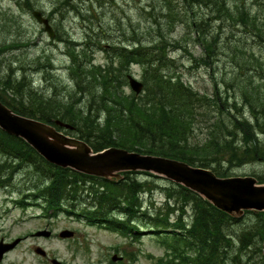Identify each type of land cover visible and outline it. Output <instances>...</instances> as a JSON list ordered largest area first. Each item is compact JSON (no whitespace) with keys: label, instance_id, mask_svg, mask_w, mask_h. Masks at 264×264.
Returning <instances> with one entry per match:
<instances>
[{"label":"trees","instance_id":"obj_1","mask_svg":"<svg viewBox=\"0 0 264 264\" xmlns=\"http://www.w3.org/2000/svg\"><path fill=\"white\" fill-rule=\"evenodd\" d=\"M174 1L163 0V5L166 2L167 7H172ZM182 1L185 14L198 5L210 14L215 12L214 17L219 20L235 19L225 0ZM157 8L153 5L150 11L143 10V13H163V7L160 11ZM237 11V22L242 23L245 33L255 44L264 45V19L260 20V15L253 14L248 8ZM180 21L188 24L198 41L206 40L204 21L196 17L189 19L186 15L185 20ZM216 40L204 44L199 62L212 64L217 56ZM76 45L79 44L71 41L68 46L72 59L69 70L74 96H80L77 100L83 103L82 108L73 102L46 101L34 89L28 92L27 106L23 100L13 104L1 94L11 87L8 81L0 82V101L22 116L50 124L60 120L71 125L72 130L61 127L58 130L87 142L95 152L116 147L169 157L210 169L219 177H229L227 168L249 162L264 165V63L252 53H244L247 50L243 45L231 52L243 53V64L250 66L245 68L249 78L244 95L251 118L241 113L242 107L236 100L228 102L225 92H221L216 83L212 97H209L183 81L177 73L175 60L168 56L169 47H181L179 42H167L164 48L157 43L152 47L139 43L132 50L116 48L115 53V47H112L111 61L106 64H95L92 55L94 43L78 52ZM247 55L251 59H246ZM114 57L118 61L115 62ZM131 64L141 68L143 96L124 93L123 86L128 84ZM258 72L261 74L257 75ZM256 78L260 80L258 84ZM238 80L236 77L232 84H237ZM232 84L231 81L226 83L228 86ZM212 109L219 114L215 116L210 133L202 144H191L195 119ZM0 157L3 158V162L0 161V188L13 183L18 170L30 166L35 177L28 180L46 184L45 192L41 194L47 208L67 214L71 207L78 209L82 215L107 223L111 230L123 235L132 234L141 220L147 221L158 230L157 233L162 229L170 230L169 238H164L161 244L167 245V251L177 264H241V256L246 255L252 261L251 254L259 256L258 262L252 264H264V212L253 213L255 222L243 227L239 233L231 234V228L242 224L241 219L252 213H246L243 218H232L183 186L170 183L161 186L157 180L162 178L150 173H125L121 180L116 181L59 168L46 162L24 140L1 129ZM136 175L147 178L139 180ZM257 179L264 183V176ZM157 191L165 195L163 204L156 207L150 203L144 208L145 196L152 198ZM150 207L152 213H149ZM174 216L176 218L172 221Z\"/></svg>","mask_w":264,"mask_h":264},{"label":"rangeland","instance_id":"obj_2","mask_svg":"<svg viewBox=\"0 0 264 264\" xmlns=\"http://www.w3.org/2000/svg\"><path fill=\"white\" fill-rule=\"evenodd\" d=\"M82 1L85 2L84 6L80 5ZM100 1H102L100 8L95 7L94 12H89L93 6H90L87 0H0V82L8 81L11 84V87L6 92L1 91V94L13 104L23 100L24 106H27L28 92L34 89L40 98L46 101L73 102L82 108L83 103L77 100L80 96H74V83L69 70L72 62L69 41L79 44L76 45L77 52L83 43L88 45L94 43L92 55L95 64L110 62L112 47H115L113 48L115 53L116 48L132 50L139 43L147 47L157 43L164 48L167 42H179L181 47L177 46L175 49L169 47L168 56L175 60L177 73L182 76L183 81L195 91L209 97H212L216 83L217 88L225 92L228 102L236 100L242 107L241 113L251 118L244 95L249 78L245 68L250 66L246 67L243 64V53L233 54L231 50L243 45L247 50L244 51L242 48L244 53H252L264 63V45L255 44L250 35L245 33L242 23L237 22L236 17L237 9L248 8L253 14H259L260 20L264 19L262 13L264 0H225L227 6L231 8L234 20L229 18L219 20L218 17H214L215 12L210 14L208 10H203L198 5L193 7V11L188 9V14H185L182 0L174 1L173 6L180 7L177 12L168 10L166 2L165 6L163 5V0ZM260 3L263 5L259 6ZM153 5L158 7V11L163 7V13L145 15L143 12L150 11ZM35 10L49 19L54 37H50L33 17L32 12ZM185 15L189 19L196 17L197 20L205 22L203 31L206 40L198 41L188 24L180 21L185 20ZM62 17L66 19L62 20ZM218 38H222V41L216 40L217 56L212 64L199 62L204 53V44ZM99 42L100 46L97 45ZM245 58L249 60L251 56L247 55ZM113 60L118 61L115 57ZM128 75L142 81L139 65L131 64ZM236 77L239 78L238 83L232 84ZM256 79L258 84L260 80ZM230 81L232 85H226ZM123 90L126 95L134 94L129 84L124 85ZM262 91L264 92V88ZM84 103L86 105L87 101ZM217 114L219 113L212 109L211 112H202L195 119L191 144L199 145L204 142ZM0 161L3 162L2 157ZM30 168L29 166L18 170L13 183L0 189V238L6 237L9 240L24 238L5 256L2 264H43V257L35 253L37 247L42 248L47 254L53 250L64 259H69L70 254L75 252L77 260L73 261L74 264H177V261L172 260L169 251L167 255V245L160 244V240L169 237H156L151 228H141L140 236L137 229H134L132 234L126 237L108 230L107 227L89 224L86 220L71 223L68 215L64 213L56 215L53 210L47 208L46 200L39 196L46 184L28 180L35 177ZM227 169L231 176L256 178L264 176V165L256 162ZM135 177L139 180L147 178L145 175ZM157 182L161 186H164V183L167 186L166 181ZM164 199L165 195L157 191L151 199L149 196L144 198V208L150 206V203L160 207ZM152 210L151 208L149 213H152ZM175 218L176 216L172 217V221ZM251 222H255L253 212L246 215L241 222L242 225L232 227L230 233H239ZM138 223L141 226L148 225L144 220ZM47 224H50L47 230L53 233L54 229L57 238L35 235L36 232L45 230ZM64 229L79 231L80 239L75 242L76 245L58 238V233ZM114 255L123 257V260L112 262L111 258ZM251 255L252 261L246 255L241 256V264L258 262L259 256Z\"/></svg>","mask_w":264,"mask_h":264},{"label":"water","instance_id":"obj_3","mask_svg":"<svg viewBox=\"0 0 264 264\" xmlns=\"http://www.w3.org/2000/svg\"><path fill=\"white\" fill-rule=\"evenodd\" d=\"M34 16L45 24L46 31L52 36L48 20L39 12H34ZM129 82L135 93L142 91L141 82L131 76ZM55 124L72 128L60 121ZM0 129L23 139L46 161L61 168H71L104 179H119L122 172H151L192 190L232 218H241L245 212H264V184H259L255 177L220 178L211 170L196 168L175 159L143 155L119 148L94 153L86 142L63 134L54 125L18 115L1 101ZM37 235L48 237L50 232L42 231ZM71 236L72 232L68 230L60 233L62 238ZM19 242L17 239L12 244L0 246V259ZM36 252L41 255L45 253L41 248H37ZM117 259V256L113 257V261Z\"/></svg>","mask_w":264,"mask_h":264},{"label":"flooded vegetation","instance_id":"obj_4","mask_svg":"<svg viewBox=\"0 0 264 264\" xmlns=\"http://www.w3.org/2000/svg\"><path fill=\"white\" fill-rule=\"evenodd\" d=\"M70 219H71V223H73L74 221H76L77 218L73 217V218H70ZM49 226H50V224H47L46 225V229H48ZM73 232H74V235H73V237L70 238V241H71V243L73 245H76L75 242L78 241V239H80L79 236H78L79 231L74 229ZM52 236H53V238H57L56 237L57 235L54 233V229H53ZM6 239L7 238L1 237L0 238V243L2 241L10 242L9 239H8V241ZM5 256H4V258H5ZM43 259H44L43 264H57V262H60L62 264H74L73 261L77 260V255H76L75 252H73L72 254H70L69 259H64L62 256L58 255L56 252H53V250H52V252L48 253L46 256H44ZM2 263H3V261H0V264H2Z\"/></svg>","mask_w":264,"mask_h":264},{"label":"bare ground","instance_id":"obj_5","mask_svg":"<svg viewBox=\"0 0 264 264\" xmlns=\"http://www.w3.org/2000/svg\"><path fill=\"white\" fill-rule=\"evenodd\" d=\"M87 2L89 3V5L90 6H93V9H90V10H88L89 12H94V9H95V7L98 9V8H100V4H102L101 2L102 1H100V0H87ZM84 1H82L81 3H80V5H82V6H84ZM263 4H260L259 6H262ZM182 7L184 8V5L182 4ZM172 10V11H175V12H177L178 10H180V7L179 6H172V7H168V10ZM178 9V10H177ZM62 20H65L66 19V17H62L61 18ZM225 40H227L226 38H224ZM217 41H222V38H218L217 39ZM71 41H69V43H70ZM81 46V48H79V51H81V50H83V48H84V46L86 47V46H88V44H85V43H83L82 45H80ZM76 49L78 50V48L76 47ZM137 81H139L137 78H135ZM140 82V81H139ZM136 95L137 96H143L144 95V90H142L140 93H136ZM58 130V129H57ZM58 131H60V130H58ZM159 157H162V156H159ZM163 158H166V159H171V158H169V157H163ZM177 161H180V162H183V163H186V164H190L189 162H186V161H182V160H177ZM191 165V164H190ZM192 166H194V167H196V168H201V169H207V168H203V167H200V166H196V165H192ZM208 170H210V169H208ZM217 176V175H216ZM219 177V176H218ZM230 177V176H229ZM220 178H226V177H220ZM241 220H244V219H241ZM238 225H242V224H238ZM238 225H236V226H238ZM160 233H161V231H160Z\"/></svg>","mask_w":264,"mask_h":264}]
</instances>
